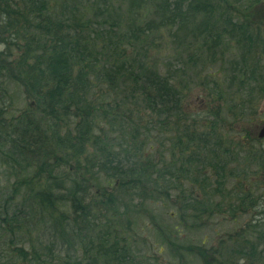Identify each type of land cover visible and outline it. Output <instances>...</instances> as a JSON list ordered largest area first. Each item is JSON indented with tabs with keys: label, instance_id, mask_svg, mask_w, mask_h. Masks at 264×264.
Returning <instances> with one entry per match:
<instances>
[{
	"label": "trees",
	"instance_id": "obj_1",
	"mask_svg": "<svg viewBox=\"0 0 264 264\" xmlns=\"http://www.w3.org/2000/svg\"><path fill=\"white\" fill-rule=\"evenodd\" d=\"M261 1L0 0V264H158L133 232L143 218L170 258L205 262L202 242H176L147 207L169 202L190 232L260 205L263 139L227 123L264 98V36L240 21ZM162 31L175 55L159 63ZM204 63L227 75L189 110ZM12 86L28 101L15 114ZM255 220L215 264H264Z\"/></svg>",
	"mask_w": 264,
	"mask_h": 264
},
{
	"label": "rangeland",
	"instance_id": "obj_2",
	"mask_svg": "<svg viewBox=\"0 0 264 264\" xmlns=\"http://www.w3.org/2000/svg\"><path fill=\"white\" fill-rule=\"evenodd\" d=\"M242 17V18H241ZM240 21H244L249 26L257 27L256 30L260 31V34L264 36V1L257 3L250 7L247 11H244L241 15ZM161 37L155 41L160 47L158 53L154 56L157 57V61H163L165 58L172 57L175 55V47L171 42H174L173 39L169 38L168 33L166 31H162ZM262 36V37H263ZM229 50H231V55L227 54L225 57L226 60L232 59V57L236 54V51L233 47L232 42L228 44ZM261 52V53H260ZM260 52L257 53V56L260 55V63L259 66L264 69V48L260 47ZM255 56V55H254ZM173 59V58H172ZM162 66V65H161ZM164 66V65H163ZM195 73L199 72L200 77L191 79L192 84L189 87V91L186 95V98L183 101V105L185 108L189 110H200L204 108L205 104L208 102L205 99V91L201 86L202 83L208 82L212 76L217 81H223L225 79L224 72H218V63L214 64H206L204 63L201 67L200 64L196 65ZM220 71V69H219ZM162 71H160L161 73ZM190 75L193 73L189 72ZM9 102L11 108L9 112L15 114L18 109H22L27 100H24L21 89L17 87H11L8 90ZM255 100V99H254ZM8 101V100H6ZM2 105H0L1 107ZM254 112L251 116L248 117L246 120H242L240 122L233 121L227 123L229 128L234 129L235 134H232L236 139L240 137L251 136L256 137V132L260 125L264 123V98L259 100H255L253 103ZM247 135V136H246ZM238 140V139H237ZM243 140L242 142H244ZM255 147H260L261 150L264 152V140L260 142V145H255ZM2 170V169H0ZM1 172V171H0ZM258 181H261V178L257 176ZM263 183L261 185L264 186V179H262ZM12 182V179L9 177H4L2 173H0V188L2 186L5 187ZM264 188V187H263ZM261 192L264 194V189L261 188ZM147 209L150 210L153 221L156 224H164L167 225L168 228L171 230L174 228L177 234H179L178 243H184L187 245H191L192 248L195 246H199L201 242L203 243V250H204V261L200 262L198 258L195 257L194 252L190 253L186 256V260H180V258H170L168 254H166L165 246L162 244H158V236H156L155 232L152 231V228L149 225L148 220L145 218L136 220L135 226L133 229L135 236L138 239H144L146 241V246H144V251L147 255L155 257V260L158 264H215L214 258H218V260H223L222 256H218L219 251H221V247L223 246L230 247L231 242H229L227 235H234L239 229L244 226L248 220H254L255 224L261 227V231L264 232V195L260 201V205L255 208V210H251L246 215L236 214L234 215V219L224 213V214H217L213 219L208 221L206 228L200 231H187L185 232L184 229L177 224L176 218H170V214L175 212L174 208L171 207L169 202H162L161 204H155L153 206L148 205ZM33 238L34 234L31 235ZM232 237V236H231ZM160 245L161 251L157 252L158 246ZM212 250H216L217 253ZM195 257V258H194ZM5 258V257H3ZM3 258H0V261H3ZM195 260H194V259Z\"/></svg>",
	"mask_w": 264,
	"mask_h": 264
},
{
	"label": "water",
	"instance_id": "obj_3",
	"mask_svg": "<svg viewBox=\"0 0 264 264\" xmlns=\"http://www.w3.org/2000/svg\"><path fill=\"white\" fill-rule=\"evenodd\" d=\"M256 138L259 140H264V123H262L260 125V127L258 128L257 132H256Z\"/></svg>",
	"mask_w": 264,
	"mask_h": 264
},
{
	"label": "clouds",
	"instance_id": "obj_4",
	"mask_svg": "<svg viewBox=\"0 0 264 264\" xmlns=\"http://www.w3.org/2000/svg\"><path fill=\"white\" fill-rule=\"evenodd\" d=\"M240 264H243V261L242 260L240 261Z\"/></svg>",
	"mask_w": 264,
	"mask_h": 264
}]
</instances>
